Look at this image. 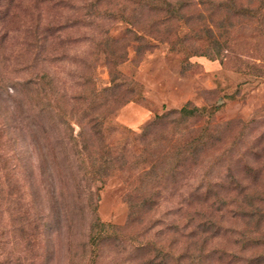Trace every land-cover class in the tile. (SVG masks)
Listing matches in <instances>:
<instances>
[{
  "label": "trees",
  "instance_id": "16d2710c",
  "mask_svg": "<svg viewBox=\"0 0 264 264\" xmlns=\"http://www.w3.org/2000/svg\"><path fill=\"white\" fill-rule=\"evenodd\" d=\"M63 1L0 0V192L1 197L12 200L25 180L34 175L38 178L37 183L29 181L33 197L41 196V201H32L33 214L27 215L23 210L13 218L25 244L32 242L34 259L41 256L43 245L50 241L43 229L52 217L68 231L79 225L80 264H264V201L244 205L251 209L250 216L256 215V224L263 226L243 239L255 241L245 252L254 246L260 248L238 261L229 258L232 254L226 249H220V254L213 257L215 246L198 243L201 233L193 229V218L189 222H173L162 236L151 232L153 223L145 215L159 204L156 197L161 201L162 191L182 187L190 166L203 162L215 142L222 141L217 135L219 129L209 127L214 109L185 102L179 108L156 113L139 131L114 121L118 107L130 99L120 94L127 86L119 68L127 59V44L126 49L119 51L102 49L103 42L114 39L106 35L95 37L90 57L81 55L78 59L80 70L70 90L61 91L46 65L55 54L50 45L59 36L50 29L56 26L61 30L63 21L51 22L42 14L48 4L60 5ZM75 1L81 4L79 8L86 6L85 0ZM247 1L217 0L214 5L222 7L218 13L199 1L132 0L133 7L128 10L123 6L118 16L127 17L129 30L147 45L153 39L188 48L192 45L178 33H192L198 36V45L192 52L223 57L234 45L231 33L238 24L237 17L264 14L261 0L258 5L252 3L255 0ZM87 5L93 9L81 14V19H85L78 21L81 25L96 28L100 20L114 14L113 7L105 3ZM225 19H229L227 23ZM98 60L109 74L108 83L101 86L93 79V62ZM20 71L28 75L10 74ZM191 119H203L195 134L189 133ZM253 122L254 119L243 121L239 117L226 122L220 131ZM116 134L120 136L115 140L112 137ZM238 139L243 140V136L238 135ZM246 142L240 153L242 159L248 156L242 168V182L237 180L234 186L240 187L242 198L261 190L256 189V183L264 168V131L251 133ZM129 143L133 147H127ZM29 145L38 149L33 169L32 161H27ZM113 174L123 177L128 188L130 210L123 224L104 221L97 213L99 189ZM247 176L252 180L250 184ZM202 194L196 193L194 200L208 198H201ZM179 204L181 207L182 201ZM237 204L243 207L242 202ZM75 207L79 209L76 218L72 213ZM67 238L70 245L73 239ZM258 241L261 242L256 244Z\"/></svg>",
  "mask_w": 264,
  "mask_h": 264
},
{
  "label": "rangeland",
  "instance_id": "374dc122",
  "mask_svg": "<svg viewBox=\"0 0 264 264\" xmlns=\"http://www.w3.org/2000/svg\"><path fill=\"white\" fill-rule=\"evenodd\" d=\"M131 1L85 0L83 5L86 6L79 8L81 4L77 1L64 0L60 5L50 3L45 9L42 8V15L47 20L63 21L61 30L56 26L50 29L54 34L59 33V36L50 45L55 54L53 60L47 63L46 69L50 78L60 85L61 91H69L77 78V71L80 70L78 59L81 55L90 57L89 52L94 49L95 37L106 35L114 39L103 42L102 49L119 51L126 49L127 44V59L119 64L127 86L122 88L120 94H125L130 99L118 107L114 121L139 131L156 113L179 108L185 102L205 106L208 110L214 109L209 127L219 129L217 135L219 134L222 141L215 142V148L207 152L203 162L194 167L190 166L182 187L162 191L164 199L161 201L160 197H156L159 204L147 212L145 219H150L153 223L151 232L161 233L159 236H162L172 227L173 222L184 223L192 221L193 218L196 226L193 229L201 233L198 243L215 246L217 252L213 257L220 254V249H226L227 253L232 254L228 257L238 261L246 253L260 248L251 246L253 248L245 252L246 247L255 245V241L243 239L246 238L245 235L256 233L254 229L263 226L261 223L256 224V215L250 216L251 209L244 205L258 201L263 203L264 168L261 169L256 183V189H261L260 193L255 191V194L242 198L240 187L234 186L237 180L242 182V168L248 156L242 159L240 153L246 141L250 139L251 133L264 131V14L239 15L238 24H235L231 33L235 39L232 50L223 57H215L203 52H192L198 45V36L192 33H178L180 38L187 39V43L192 45L188 48L170 46L166 41L153 39L147 45L129 30L131 25L128 18L118 16L123 6L128 10L133 7ZM194 1L201 2L207 8L213 7L212 10L218 13L222 10V7L214 5L217 0H191ZM88 2L105 3L107 7H113V16L100 20V25L96 28L81 25L78 21L85 22V19H81V14L89 8L93 9L87 5ZM252 3L258 5L259 2L255 0ZM259 5L260 9L264 7V0ZM226 20L229 19H225V22ZM93 63L94 81L100 86L107 84L108 68L100 60ZM21 73L10 74L28 75ZM131 79H135L136 83H132ZM239 117L243 121L254 119L255 122L220 131L226 122ZM189 123V133L195 134L203 119H191ZM238 135L243 136V140L239 141ZM118 136L120 135L116 134L112 138L116 140ZM232 144L235 146L231 148V152H227ZM127 147L133 146L129 143ZM27 148V161H32L33 169L38 149L31 145ZM35 171L36 169L34 173ZM245 179L249 184L252 181L248 176ZM32 180L38 182L35 175L30 180H25L27 182L23 183L17 191L19 194L12 200L1 197L0 192V264H80L81 247L77 240L79 225L68 231L63 223L58 224V221L49 217L43 232H47L50 241L43 245L38 259L33 257L32 242L26 245L24 237L15 228V214L24 210L31 216L35 210L32 201L35 198L41 201V196L33 197L31 194L29 181ZM127 190V184L119 174H113L105 180L99 189L97 203V213L102 220L116 224L126 222L130 210L126 199ZM196 193H203L201 198H208L194 200ZM179 201H182L181 207ZM238 201L243 203V207L238 206ZM45 206L42 204V208ZM78 211L77 207L73 209L75 218V212ZM56 225L61 227L56 229ZM69 236L73 239L70 245L67 243ZM204 237L206 239L202 241ZM229 264L238 262L230 261Z\"/></svg>",
  "mask_w": 264,
  "mask_h": 264
}]
</instances>
